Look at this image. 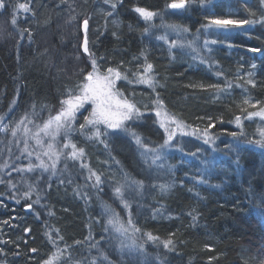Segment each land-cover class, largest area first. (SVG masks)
I'll list each match as a JSON object with an SVG mask.
<instances>
[{
    "label": "trees",
    "instance_id": "16d2710c",
    "mask_svg": "<svg viewBox=\"0 0 264 264\" xmlns=\"http://www.w3.org/2000/svg\"><path fill=\"white\" fill-rule=\"evenodd\" d=\"M227 1L210 0L201 7L197 0L187 11L181 12L165 9L169 16L167 21H174L167 25L188 29L182 38L195 41L194 47L200 49L199 55L206 60L202 63L191 48H174L169 52L168 43L177 37L174 30L171 28L170 36L165 35L168 43L159 40L157 37L164 35L165 27L154 30L160 27L158 17L149 27L148 21L134 11L136 7H144L161 14L164 5L171 0H110L109 4L104 0H4L5 7L0 9V116L7 118L11 126L25 112L35 111L43 119L58 113L60 101L67 98L69 90L77 91V86L83 82L84 73L88 71L85 59L90 60L93 54L100 68L119 66L121 71H136L144 63L141 55L144 53L147 62L153 64L156 91L145 84L129 85L125 81H117V88L133 103L136 98L151 97L154 100L159 93L165 109L192 128L203 129L209 124V117L215 118L216 126L211 132L220 138L215 150L220 156L191 136L186 138L190 146L182 147L180 152H170L167 165L172 168L171 172L161 174V179L155 180L152 172L147 173L137 163V149L131 147L120 133L111 136L115 142L111 137L107 138L108 144L112 142L109 145L111 157L119 164L112 162L104 144L86 140L79 131L72 133L70 138L78 148H84L89 167L98 174H105L102 179L107 177L109 184L114 185L128 173L131 179L143 181L144 188L124 194V199L131 205L130 209H124L109 184L99 192L88 187L87 172L76 164L70 175L58 171L50 179L44 176L33 189L31 198L21 199L19 204L12 199L17 194L15 190L6 183L0 184V264H44L57 251L48 234L56 238L60 249L71 246L56 264H92L93 261L95 264L264 262V147L254 143L260 139L259 130L264 129V120L260 117L245 119L248 112H255L264 105V34L260 33L264 24L245 25L246 29L251 27L245 33L237 29L227 36L209 35L208 39L224 41L212 45L210 54L202 47L203 31V38L196 39L197 30L206 23L207 12L210 10L219 15L220 6ZM231 1L244 3L239 12L240 19H255V15L249 13L258 10L263 12L261 18H264V5L260 0ZM21 3L27 4L31 11L26 13L18 9ZM111 3L117 4L115 10ZM99 11L100 19L94 22L92 17ZM110 12L116 18L115 26H107L103 20ZM14 17L15 25L12 23ZM84 18L88 20L87 39L92 36L85 57L78 54L82 42L79 43L80 25ZM62 23L63 28L58 31ZM167 29L168 26L166 34ZM139 33L155 37L146 45L138 38ZM47 34L50 43L44 44L41 41ZM51 48L54 54L50 53ZM69 53H73L71 55H75L80 64L71 71L64 63ZM61 57L63 63L60 59L57 63ZM134 57L140 59L134 60ZM219 70L223 75H217ZM248 79L254 80L256 87L248 84ZM228 83L231 88L227 87ZM201 84L205 87L200 88ZM207 85H219V90ZM245 99H250L252 104L261 103L252 107V104L243 103ZM151 101L147 108L135 103L144 117L139 126L130 127L141 136L152 135L159 141L162 135L150 113L155 108ZM235 116H241L245 136L234 141L224 130L239 131L234 123H228ZM221 118L225 123H219ZM228 144H232L233 151L226 148ZM33 175L38 174H30L29 183H32ZM0 177L9 178L3 174ZM10 178L15 183L19 176L11 174ZM160 185H165V189L162 190ZM24 190H27L26 184L21 192ZM82 193H87V197L82 198ZM37 196L40 197L39 204L34 203ZM30 203L32 209L27 208ZM105 204L119 215L125 226L130 211L140 231L133 233L130 229L124 235L115 232L107 223L111 212H105ZM57 230L62 239L56 236ZM146 233L159 237V241L148 240ZM168 239L174 244L171 251L163 248L161 243ZM133 241L136 247H130ZM93 244L97 247H92ZM69 252L71 262L66 259Z\"/></svg>",
    "mask_w": 264,
    "mask_h": 264
},
{
    "label": "snow or ice",
    "instance_id": "6c2138e0",
    "mask_svg": "<svg viewBox=\"0 0 264 264\" xmlns=\"http://www.w3.org/2000/svg\"><path fill=\"white\" fill-rule=\"evenodd\" d=\"M197 0H171L170 3L166 5L167 8L179 11H187L193 3H196ZM201 7H204L210 0H198ZM261 4L264 5V0H260ZM105 4H109L110 0H104ZM111 8L113 10L116 9L117 4L111 3ZM5 7L4 0H0V9ZM18 9H22L24 12H29L31 9L27 4L21 3L18 5ZM139 16L145 21H151L153 17L159 15L157 12L150 11L144 7H136L134 9ZM250 15H255V13H249ZM111 15V13H108ZM206 23L201 25V28L197 30L196 39H199L201 31L205 36L203 41V49L207 53H211L212 45L217 43H224V41H219L217 39H208L209 35H225L227 36L234 30H244L245 25H251L254 23L264 24V18L259 20L255 19H240L235 18L234 14L229 13L227 17L218 16L215 12L208 11L204 17ZM15 17L12 20V23L16 24ZM177 34V39L168 43L167 36L157 37L159 40H164L168 43L169 52H171L174 48H191L193 52L197 53V57L200 59L202 63L206 62L205 57L199 55L200 49L194 47L195 41H184L182 38L183 33H187L188 29L186 27H180L178 25H170ZM88 28V20L84 21V29ZM148 29H145L147 32ZM116 35V33H113ZM85 52L88 51V40L85 37ZM231 47V44L228 45ZM251 51H258V49H251ZM144 57V63L140 65L136 69V71H132L131 69L120 70V67H108L103 74L100 75V65L97 63V60L94 54L90 57L92 63V71L88 72L84 77V80L81 84L77 86V91L69 90L67 93V98L60 101V111L55 115L49 117L47 119H43L39 113L35 111L29 113L25 112L23 116H21L15 124V127L9 129L7 124L2 123L5 119L4 116H0V132H11L12 137H17L18 133L21 136V139L16 140V147L20 149L19 155L15 156V160L27 159V165H21L12 168L13 171L17 172L20 176V180L17 182H13L10 178L11 173H7L6 175L9 177L5 179L0 177V184H7L10 189H14L15 193L12 196V199L15 200L17 204L20 203L21 199H30L33 193V189L39 185L40 181L44 179L45 173H50L49 179L51 175H55L57 171V164L60 162L61 157L64 158L65 161V169L68 167V161H72L74 164L79 162V167L81 170H85L87 172V176H85V181L88 187L94 188L96 191H103V186L105 184H109V180L107 177L102 179V176L105 174L103 172H98L89 167L87 163V157L84 148L77 147L75 143L71 140V134L79 131L80 135L84 136L86 140H94L98 143L104 144L105 149L109 150V157L113 163L119 164V161H116L114 157H111V152L109 149L108 139L112 135H119L122 131L128 135H130L135 143L144 148V151L141 153L142 156L148 157L151 156L150 166H156L158 168L163 167V157L160 154L159 149H163L166 147H171L172 142L177 139V137H188L192 136L198 140H202L204 145L209 146L213 151L216 150V141L219 139L218 135H215L211 132V129L215 128V118L209 117V124L203 128H192L190 125H187L183 120L179 119L174 113L168 112L165 107L163 100L160 98L159 93H156L155 99L152 101V104L155 107V116L157 118L156 122L159 123V127L164 130L166 134V138L164 143L158 148L147 149L143 145L142 139L137 132H135L130 124L139 126V122L144 117V113L141 112L140 108L133 102H130L128 98L124 96V94L117 88V81H125L127 84H145L149 88L156 91L157 83L155 81L153 64L147 62V56L144 53H141ZM101 60L104 57L100 58ZM134 60H139L140 57H134ZM123 63V62H121ZM211 66V65H210ZM255 67V65H253ZM142 68V70H141ZM217 75H223V71L219 70ZM249 77L251 73L248 74ZM129 76L132 79H129ZM247 83L252 85V87H256V83L252 79H248ZM196 87V85H193ZM200 88H204L205 85H199ZM209 88H216L219 90V85H207ZM227 87L231 88V83H228ZM245 105L252 104L250 99H245L243 101ZM260 101H257L256 104H252V107H256L257 104H260ZM15 104V100L13 101V105ZM86 104H90L91 111L88 116L84 117V123L79 124V129H77L74 124L77 122V114L82 115V111H87L85 108ZM145 108L148 105L144 106ZM13 108L9 107V112H11ZM253 117H260L261 120H264V107L260 108V110L255 112H248L245 119H252ZM219 123H225V121L221 118L219 119ZM228 123H234L235 127L239 129V131H231L227 132L224 130V133L231 136L234 141L241 136H245L244 125L241 119V116H235L233 121H228ZM31 125V127H29ZM222 133V134H224ZM260 139L256 140L254 143L260 147H264V129L259 130ZM63 137L64 142L61 144L58 140L59 137ZM29 141L33 143L30 144ZM11 141H9V145H11ZM249 143H253L249 141ZM23 145L21 148L20 145ZM226 148L229 151H233L234 148L232 144L226 145ZM67 149L68 151H64ZM182 151V149H181ZM199 151V149H197ZM8 152L10 158L12 157L11 147H8ZM196 153H191V155H195ZM33 157L35 162L33 161ZM147 162V160H146ZM159 162V163H158ZM104 163H107L106 161ZM10 167L7 163L4 165H0V168ZM32 176V183H26L28 179V174H37ZM124 182L119 183L116 182L114 185L109 184L110 187H113L114 196L116 199H119L123 204L124 209H130L131 205L127 200L124 199V190H132L139 192L144 188L143 181L131 179L128 173H124ZM48 181L45 180V183ZM64 183V180L60 181ZM71 182V181H69ZM91 182V183H87ZM26 184V189L21 192L22 187ZM51 185L49 184V187ZM165 185H160L162 190L165 189ZM87 193H82V198H86ZM35 204L40 203V197L37 196V199L34 201ZM27 208L32 209L33 204H28ZM105 212H111V217L108 219L107 223L115 230V232L124 235L131 231L133 233L139 232L140 229L137 228L132 220L131 212L129 211L127 226L121 222L119 215L112 212L108 205H104ZM39 213H37V217ZM193 220L196 217L193 215ZM4 223H8L5 221ZM107 230V229H106ZM25 231H28L27 229ZM49 235V241L53 244L54 247H57V251L53 253L48 260L44 262V264H56L57 261L60 260L63 252L67 251L71 246H65L64 249H60L57 246L56 238ZM148 240L151 241H159V237H154L151 233L145 234ZM56 236L59 239V232L57 230ZM91 238V237H89ZM104 239V237H101ZM76 243H80L77 241ZM99 242H97L98 244ZM163 248L168 249L169 251L173 250L174 244L171 239L164 240L161 242ZM97 244H93L92 247H97ZM130 247H136L135 241ZM142 248V245L139 246ZM2 251V250H0ZM32 251H36V249H32ZM105 260L107 257H103ZM66 259L71 262L72 254L68 253ZM95 264V261L92 262ZM264 264V262H262Z\"/></svg>",
    "mask_w": 264,
    "mask_h": 264
},
{
    "label": "rangeland",
    "instance_id": "374dc122",
    "mask_svg": "<svg viewBox=\"0 0 264 264\" xmlns=\"http://www.w3.org/2000/svg\"><path fill=\"white\" fill-rule=\"evenodd\" d=\"M166 8H167L166 5H164V7H163L164 12L162 11L161 14H160L159 11H158L157 13H159V15L153 17L152 20H154V18L158 17L159 22L161 23V18L162 17L165 16V18H168L169 17L167 15L168 12L165 11ZM99 15H101L100 11L97 12V13H95V15L92 17L94 19V22H98L99 21V19H100L99 18ZM85 18H86V13H85ZM103 20L106 21L107 26L110 25V24H112L113 26L116 25V18L114 17V14H111V15H108L107 14L106 17L103 18ZM151 21H148L149 27L152 26ZM170 21H171V19H170ZM58 27H59L58 31H60V29L63 28V23L61 24V26L59 25ZM90 28H91V25L89 26V30H90ZM94 29H95V31H97L95 27H94ZM92 32H93V30H92ZM175 34H176V32L174 31V35ZM0 38H2L1 34H0ZM81 39H82V34H81ZM81 39L79 38V43H80V40ZM91 39H92V36L90 35L89 36V40H88V41H90V43L92 41ZM175 39H177V37ZM41 42H43L44 44L45 43L46 44H49L50 43L49 42V35L47 34L45 37H43ZM49 50H50V53H53V50L54 49L51 48ZM78 52H79L78 53L79 55L80 54H83V56L85 55L84 52H82L81 48H79V47H78ZM71 54H73V53H69V57L64 60V63L67 65V69L68 70L70 69L69 71H71V68H78V67H80V64L78 63V58L76 59L75 55H71ZM64 58H65V56H64ZM59 59L63 63V61H62L63 58L62 57L61 58H58L57 63L58 62L60 63ZM85 60L87 61V70L88 71L84 73L85 74L84 77L86 76V74L88 72L92 71L91 58H90V60L89 59H85ZM212 65H214V64H212ZM105 71H103L102 73L100 71V75L103 76V74L105 73ZM91 107L92 106L90 104H86L85 105V108L87 109V111L81 110L82 111V115L81 114H77V122L74 124L75 127H78L79 124L84 123V117L85 116H88L89 112L91 111ZM262 107H264V105L263 106H259L256 111L260 110V108H262ZM150 113L153 115V117L155 119V123L154 124H156V127H158L159 126V123L156 122L157 118L155 116V108H153V110ZM56 114H54L53 116H55ZM5 120L6 121H5L4 124H7L8 127H9V129L15 127V125L14 126H11L10 125V122L7 120V118ZM130 125H132V124H130ZM29 127H31V125H29ZM159 129H160L161 135H162V138L159 141L156 140L155 138H153L154 136L152 137V135H148V136H145L144 135V136H141L138 131H136V130H134V131L137 132L139 134V136L141 137L142 142H143V145L145 146V148H147V149L158 148L159 149V146L164 143V140L166 138V134L164 133V130L162 128H160V127H159ZM120 134H121L122 137H124L125 140L127 139L129 141V143L132 145L131 147H135L137 149V154H136V157H135L137 159V163H139V165L142 166V168L146 169L147 170V173L150 174L152 172L151 174L153 175V177H154L155 180H160L161 179L160 178V175L161 174L163 175L166 172H168V173L171 172L172 168L169 165H167V157H169L170 152H173V151L180 152V150H181L182 147L190 146V144L186 141V138L191 137V136H188V137H177V139L172 142V146L171 147H166V148H163V149H159L160 154L163 157V160H162L163 167L162 168H158L156 166H150L151 156H148V157L142 156L141 153L144 151V148H141L140 146H138L135 143V140L130 135H128V134H126V133H124L122 131L120 132ZM112 136L115 137V135H112ZM113 137H111L112 138V141L115 142V138H113ZM18 139H21V136H20L19 133H18L17 137H15V138L11 136V132L10 131L7 132V133L1 132V134H0V148H1L0 149V162H1L0 165H4L5 163H7L10 166V167H7V168H0V174L1 175L2 174L3 175H6L7 173H11V174H15V175L19 176V174L17 172L13 171L12 168L17 167V166H21V165H27V163H28V160L27 159H21V160H18V161L15 160V156L16 155H19V153H20V149L16 147V140H18ZM58 140L60 141L61 144L64 142L62 136L59 137ZM196 140H198V139H196ZM9 141L12 142L11 145H9ZM198 141H199L200 144H203L202 141H200V140H198ZM217 141H216V144L218 146L219 144L217 143ZM29 143L32 144L33 142L32 141H29ZM111 144H112V142H109V145H111ZM9 146L11 147V152H12V157L11 158H10L9 152H8V147ZM20 147L22 148L23 145L21 144ZM209 150L212 151L211 149H209ZM64 151H68V150L65 149ZM1 159H3V160H1ZM146 160H147V162H146ZM33 161L35 162L34 157H33ZM67 163H68V167H67V169H65V161H64V158L61 157L60 162L57 164L56 174L59 173L58 171H60V172L64 173L65 175H68V174L70 175V173H71L70 171L72 170L73 166H75V164L79 166V162H76L73 165H72V161H68ZM29 175L30 174H28V179H29ZM86 175H87V173H86ZM44 176L49 177L50 176V173H45ZM51 177H52V175H51ZM28 179H27V182L26 183H29L28 182ZM18 180H20V176H19V179ZM120 180L121 181H119V183H123L124 182V179L121 178ZM89 183H91V182H89ZM130 191H132V190L125 189L124 190V194H127ZM122 248H124V246H122ZM119 251H120V249H119Z\"/></svg>",
    "mask_w": 264,
    "mask_h": 264
},
{
    "label": "bare ground",
    "instance_id": "6f19581e",
    "mask_svg": "<svg viewBox=\"0 0 264 264\" xmlns=\"http://www.w3.org/2000/svg\"><path fill=\"white\" fill-rule=\"evenodd\" d=\"M244 3H240V4H238L237 2H235V1H231V0H229V1H227L225 4H223L222 6H220V9H219V15L218 16H222V17H227V15L229 14V13H232V14H234V17L235 18H239L240 17V14H239V12H240V9H241V7H243L244 8ZM170 11H175V10H173V9H169ZM250 11H252V9L250 10ZM253 12V11H252ZM262 15H263V12H261V11H257L256 13H255V19L256 20H259V19H261V17H262ZM85 19V18H84ZM172 23H174V21H167V19L165 18V16L164 17H162L161 18V23H159L160 25V27L159 28H155L154 30H160L161 28L163 29L164 27H165V29H163L164 30V35L163 36H165V35H169V34H172V29H171V27H169V25H167V24H172ZM168 26V29H167V33L168 34H166L165 33V30H166V27ZM248 29H251V27L250 26H247V29H246V27L244 28V30H242V33L244 32L245 33V30H247L248 31ZM260 33L263 35L264 34V29H262L261 31H260ZM170 36V35H169ZM155 37V36H154ZM154 37L153 38H149L148 36H147V33H139V36H138V38L140 39V40H142V43L144 44V43H146V45H148L149 43H151V40L152 39H154ZM203 38V35H202V31H201V33H200V36H199V39L200 38ZM106 70V68H100V71H101V73L103 72V71H105ZM152 99H151V97L150 98H148V97H146V99L145 98H142V99H140V98H136L135 99V103H137V105H141V106H145V105H148V102H150ZM153 101V100H152ZM151 101V102H152ZM158 128H159V126H158ZM230 138V137H229ZM231 142L232 143H235L233 140H231ZM217 145V144H216ZM216 151H214V153H215ZM213 153V154H214ZM216 154H217V156H220V154H218V152H216ZM170 157V156H169ZM169 157H167V160H168V158Z\"/></svg>",
    "mask_w": 264,
    "mask_h": 264
},
{
    "label": "water",
    "instance_id": "95a60500",
    "mask_svg": "<svg viewBox=\"0 0 264 264\" xmlns=\"http://www.w3.org/2000/svg\"><path fill=\"white\" fill-rule=\"evenodd\" d=\"M85 20H87V19L82 20L81 25H80V30H81V34H82V39H81L82 42H81L80 48H81L82 52H84L86 55H88L89 51L85 52V50H84V48H85V44H84L85 37H88V28H87V30L84 29V21ZM87 47H88V44H87Z\"/></svg>",
    "mask_w": 264,
    "mask_h": 264
}]
</instances>
